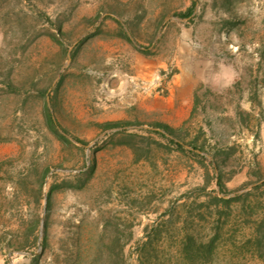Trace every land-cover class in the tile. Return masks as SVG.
Wrapping results in <instances>:
<instances>
[{
	"label": "rangeland",
	"instance_id": "1",
	"mask_svg": "<svg viewBox=\"0 0 264 264\" xmlns=\"http://www.w3.org/2000/svg\"><path fill=\"white\" fill-rule=\"evenodd\" d=\"M0 264H264V0H0Z\"/></svg>",
	"mask_w": 264,
	"mask_h": 264
},
{
	"label": "trees",
	"instance_id": "2",
	"mask_svg": "<svg viewBox=\"0 0 264 264\" xmlns=\"http://www.w3.org/2000/svg\"><path fill=\"white\" fill-rule=\"evenodd\" d=\"M58 31H60V29H58ZM46 121H47V124L50 126V128H52V126H55V124H54V122H53V118H52V116H51V114L50 113H47L46 114ZM119 125L120 124H108V125H106V127L107 128H111V127H119ZM156 128H157V131H153V133H155V134H157V135H159V136H164L162 133H161V131L162 132H165L166 134H168V135H174V131L173 130H171L170 128H168L167 126H164V125H161V124H157L156 125ZM55 131V130H54ZM216 181H217V185H218V187H219V189L221 190V191H223V187H222V185H221V183H220V178L219 177H217L216 178Z\"/></svg>",
	"mask_w": 264,
	"mask_h": 264
}]
</instances>
